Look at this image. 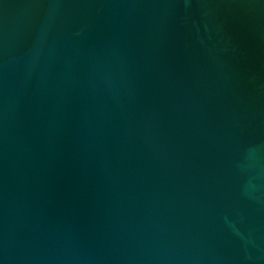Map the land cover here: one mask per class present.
Listing matches in <instances>:
<instances>
[{"label":"water","instance_id":"95a60500","mask_svg":"<svg viewBox=\"0 0 264 264\" xmlns=\"http://www.w3.org/2000/svg\"><path fill=\"white\" fill-rule=\"evenodd\" d=\"M0 264H264V0H0Z\"/></svg>","mask_w":264,"mask_h":264}]
</instances>
